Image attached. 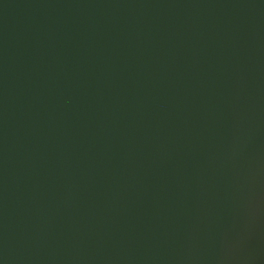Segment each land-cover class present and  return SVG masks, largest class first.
Here are the masks:
<instances>
[{"label":"water","instance_id":"obj_1","mask_svg":"<svg viewBox=\"0 0 264 264\" xmlns=\"http://www.w3.org/2000/svg\"><path fill=\"white\" fill-rule=\"evenodd\" d=\"M0 264H264V0H0Z\"/></svg>","mask_w":264,"mask_h":264}]
</instances>
